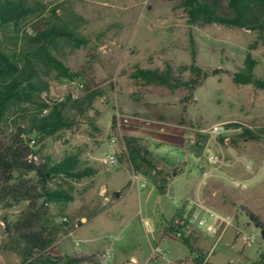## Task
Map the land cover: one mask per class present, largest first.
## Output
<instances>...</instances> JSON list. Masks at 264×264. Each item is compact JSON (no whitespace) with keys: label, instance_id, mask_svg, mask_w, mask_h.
<instances>
[{"label":"rangeland","instance_id":"rangeland-1","mask_svg":"<svg viewBox=\"0 0 264 264\" xmlns=\"http://www.w3.org/2000/svg\"><path fill=\"white\" fill-rule=\"evenodd\" d=\"M38 1L50 5L67 1L88 21L82 33L91 42L86 48L65 49L63 61L72 71H82L102 92L84 115L71 114L74 126L70 130L34 148L53 161L75 155L82 166L95 171L80 181L53 183V188L71 197L66 203L47 206L43 223H60L63 218L71 223L68 233L56 242L62 240L60 245L70 256L96 255L93 264L107 250L115 264H127L132 257L136 258L133 264H185L190 257L188 246L167 228L176 216L188 211L186 202L196 195L201 181L203 155L187 144V137L196 128L222 123L229 130L230 143L220 139L215 151L226 158L253 162L251 171L238 165L224 173L249 180L251 185L242 190L217 178L202 187L204 202L229 215L231 222L220 237L196 229L198 241L192 246L209 264H250L255 260L264 250V136L246 140L240 135L243 127L255 133L264 129V90L234 84L230 74L241 70L250 54L256 62V75L264 77V46L257 33L190 24L178 7L182 0ZM217 1L222 14L229 15L226 0ZM191 51L195 63L209 75L187 102L182 100L183 91H164L130 77L136 67L162 70L169 63L175 74L185 79L188 72L183 73L182 66L191 63ZM75 81L83 88L76 89L68 79H51L50 92L43 97L58 100L70 93L80 97L86 81ZM113 138L119 163L107 167L104 161ZM133 139L158 162L156 170L136 167L129 160L127 143ZM173 169L178 170L176 175ZM159 171L171 173L162 194L157 190ZM133 173L145 187L131 186ZM25 207L22 203L9 210L0 208V264H22L21 259L15 261L20 257L8 247L3 218L13 221ZM247 212L257 216L263 228L256 226Z\"/></svg>","mask_w":264,"mask_h":264},{"label":"trees","instance_id":"trees-1","mask_svg":"<svg viewBox=\"0 0 264 264\" xmlns=\"http://www.w3.org/2000/svg\"><path fill=\"white\" fill-rule=\"evenodd\" d=\"M178 7L190 24H215L256 32L264 46V0H226L229 15L222 14L217 0H182ZM87 24L67 1L50 5L38 0H0V208L9 210L26 204L13 221L3 218L8 247L20 256L22 264H81L95 257L71 255L54 259L53 245L60 235L68 233L71 223L67 218L65 222L43 223L49 204L71 200L66 191L53 188V183L80 181L94 174V169L82 166L75 155L53 161L50 156L41 157L34 149L45 139L70 130L74 126L71 114L84 115L96 98L102 96L89 77L82 71H72L63 61L65 49L86 48L91 42L82 33ZM190 57L191 63L182 66V72H188L185 79L176 75L169 63L162 70L136 67L130 77L164 91H183L182 100L187 102L209 75L207 69L195 63L194 51ZM255 67L256 62L247 54L242 69L230 74L232 82L264 90V77L256 75ZM51 79H84V93L76 98L68 94L49 100L43 94L50 92ZM259 132L243 127L240 136L258 140L264 136V129ZM127 144L129 160L136 167L145 165L156 170L158 162L147 149L134 139ZM158 176L169 178L171 173L159 171ZM164 188L165 185H157L160 194ZM247 215L263 228L257 216L251 212ZM167 230L179 234L189 251L195 252L197 264H201L204 256L192 246L195 241H190L195 235L193 229L172 221ZM250 264H264V250Z\"/></svg>","mask_w":264,"mask_h":264},{"label":"built area","instance_id":"built-area-1","mask_svg":"<svg viewBox=\"0 0 264 264\" xmlns=\"http://www.w3.org/2000/svg\"><path fill=\"white\" fill-rule=\"evenodd\" d=\"M76 89H82L83 85L76 81L70 82ZM73 98L77 96L70 93ZM228 128L225 124L218 123L205 128H196L189 133L187 137V144L192 148L201 150L204 164L199 168L201 181L197 187L196 195L189 198L186 202L188 211H183L173 220L175 225L187 227L189 229L201 230L211 236L220 237L229 227L231 218L229 215L219 213L210 208L202 199L200 192L204 184L217 178L226 180L232 187L245 190L249 188L251 182L249 180L237 178L231 174H225L224 169L236 167L241 165L244 171H251L253 169V162L249 159L232 156L226 158L221 152H216L220 139L224 140L225 144H229L227 139ZM116 139L111 140V147L109 149V156L104 161L107 167L118 165V155L115 149ZM264 169V161L262 162ZM143 188L146 183H140L139 176L136 173L131 175V186L136 185ZM62 221H67L63 218ZM73 230L69 231L71 236ZM250 238L248 237L247 240ZM207 259H203L201 264H206ZM95 264H115L109 250L101 253L97 257Z\"/></svg>","mask_w":264,"mask_h":264},{"label":"crops","instance_id":"crops-1","mask_svg":"<svg viewBox=\"0 0 264 264\" xmlns=\"http://www.w3.org/2000/svg\"><path fill=\"white\" fill-rule=\"evenodd\" d=\"M178 173V172H177ZM167 178V177H166ZM167 183L166 184H169V182H170V177L169 178H167ZM208 183V182H207ZM206 183V184H207ZM206 184H204V185H206ZM191 231H196L195 229H193V230H191ZM163 235H165V233H163ZM196 235V234H195ZM193 236L192 238H191V240H193V241H195L194 243H197V241H198V238H195L196 236ZM198 237V236H197ZM62 242V240H60V241H57L56 243H55V246H56V251H55V254H53V258L54 259H57V258H59V257H63V256H70V255H68L67 254V252H66V250H64V249H62V247H61V245H60V243ZM12 252H14L15 254H17L15 251H13V250H11ZM190 252V251H189ZM195 252L194 253H191L190 252V257H187L185 260H184V262H185V264H197V262L195 261ZM18 255V254H17ZM76 255H80V254H76ZM81 255H89V254H81ZM19 256V255H18ZM94 256H96V255H94ZM20 257V256H19ZM20 259L21 258H17L15 261L16 262H20ZM132 262H136V258L135 257H132L131 258V261L130 262H128L127 264H133ZM209 263V262H208ZM81 264H93V261H91V262H83V263H81Z\"/></svg>","mask_w":264,"mask_h":264},{"label":"water","instance_id":"water-1","mask_svg":"<svg viewBox=\"0 0 264 264\" xmlns=\"http://www.w3.org/2000/svg\"><path fill=\"white\" fill-rule=\"evenodd\" d=\"M173 175H176V172H173ZM167 178L166 177H161L160 179V185H165L167 183ZM115 196L117 197L118 194H115ZM257 226V225H256ZM262 235L264 237V231H262Z\"/></svg>","mask_w":264,"mask_h":264}]
</instances>
